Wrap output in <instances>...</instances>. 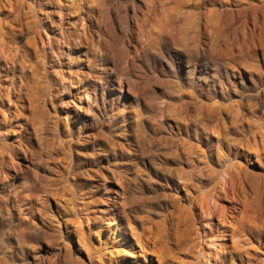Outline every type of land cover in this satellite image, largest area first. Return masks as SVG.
Segmentation results:
<instances>
[{
  "label": "rangeland",
  "instance_id": "1",
  "mask_svg": "<svg viewBox=\"0 0 264 264\" xmlns=\"http://www.w3.org/2000/svg\"><path fill=\"white\" fill-rule=\"evenodd\" d=\"M53 1L0 0V264H264V73L192 47L193 0Z\"/></svg>",
  "mask_w": 264,
  "mask_h": 264
},
{
  "label": "bare ground",
  "instance_id": "2",
  "mask_svg": "<svg viewBox=\"0 0 264 264\" xmlns=\"http://www.w3.org/2000/svg\"><path fill=\"white\" fill-rule=\"evenodd\" d=\"M192 2L193 3L195 2L194 7H193V22H192L193 25H191L192 31L191 33H189L190 38L187 39L188 41L191 40L192 47L196 49V51L203 49L206 52L205 54H206L207 60L209 62H214L218 66H221V67L223 66L225 68H231L235 66L243 67L244 70L248 72V75L251 77V79H253V77L255 76H259L263 74L264 73V68H263L264 61H262L263 64L260 63L259 59L257 58V55H255L253 48L256 47L257 39L260 37V34H261L260 31L262 27L261 25L258 24V20L260 21L264 20V0H193ZM47 4H48V7L46 9L47 11H46L45 17L46 19L49 20L50 26L54 27V25H56L57 27L59 26V24L63 23L64 19L67 16H70L69 11L61 10L59 7V4L56 1L48 0ZM178 12H180V10ZM181 12L179 14H181ZM52 15L58 16V20L60 22L59 24L56 23V21H53L51 19ZM78 16L79 15H77L76 17ZM182 19L184 20V17ZM183 20H181V22ZM249 20H251V22H249ZM263 25H264V22H263ZM181 44H183V42ZM184 44H187V43L184 42ZM12 58H11V61H12ZM5 75L7 77L8 75L7 70L5 71ZM10 75H12L10 77L11 79L6 81L7 84L4 85L6 88V93H5L6 96L4 95V93L0 92V99L3 100L5 98H9V96L10 98L12 97V100H11L12 110L10 109L12 112L11 114L18 116L20 115L21 110H23L25 107V99H26L27 94L25 95L22 93L23 90L21 91L20 85L18 87H14V84H13L14 72H11ZM21 79H20V83L22 82ZM28 84H29V81H28ZM238 112L239 111L234 110V113L236 115L238 114ZM261 155H264L263 151H260V153H258L259 157ZM11 159L12 157H9V160ZM234 173H235V170H234ZM237 173H238V170H237ZM238 175H239L238 177H240L239 173ZM252 175L254 177L255 173H252L251 176ZM252 179L256 181L257 178H252ZM257 182H258V179H257Z\"/></svg>",
  "mask_w": 264,
  "mask_h": 264
}]
</instances>
